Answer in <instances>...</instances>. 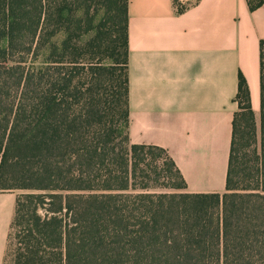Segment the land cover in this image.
I'll list each match as a JSON object with an SVG mask.
<instances>
[{"label":"trees","instance_id":"obj_1","mask_svg":"<svg viewBox=\"0 0 264 264\" xmlns=\"http://www.w3.org/2000/svg\"><path fill=\"white\" fill-rule=\"evenodd\" d=\"M128 10L0 0V192H22L3 264H264V40L260 123L240 76L227 191L189 194L165 150L130 141Z\"/></svg>","mask_w":264,"mask_h":264},{"label":"crops","instance_id":"obj_2","mask_svg":"<svg viewBox=\"0 0 264 264\" xmlns=\"http://www.w3.org/2000/svg\"><path fill=\"white\" fill-rule=\"evenodd\" d=\"M127 102L133 145L158 147L189 194L226 193L239 79L260 117L264 5L129 0ZM17 197L0 193V264Z\"/></svg>","mask_w":264,"mask_h":264},{"label":"rangeland","instance_id":"obj_3","mask_svg":"<svg viewBox=\"0 0 264 264\" xmlns=\"http://www.w3.org/2000/svg\"><path fill=\"white\" fill-rule=\"evenodd\" d=\"M256 121H257V124L259 125L260 123V117H255ZM156 164L158 165L159 167V170H162L163 171V174L164 176H166V171H168V166H167V156L166 155H156ZM0 193H11L13 195H15L16 197H18L22 192L20 191H15V192H0Z\"/></svg>","mask_w":264,"mask_h":264}]
</instances>
